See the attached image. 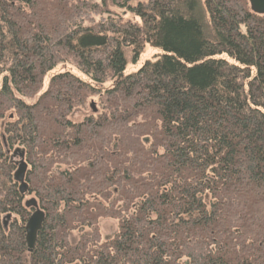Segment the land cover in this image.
Instances as JSON below:
<instances>
[{"label":"trees","instance_id":"16d2710c","mask_svg":"<svg viewBox=\"0 0 264 264\" xmlns=\"http://www.w3.org/2000/svg\"><path fill=\"white\" fill-rule=\"evenodd\" d=\"M0 264H264V16L247 0H0Z\"/></svg>","mask_w":264,"mask_h":264},{"label":"rangeland","instance_id":"374dc122","mask_svg":"<svg viewBox=\"0 0 264 264\" xmlns=\"http://www.w3.org/2000/svg\"><path fill=\"white\" fill-rule=\"evenodd\" d=\"M159 51L155 48H151L149 46H146L143 53L141 54V56L139 57L137 63L133 64L131 62V56L129 53V50H127L125 52V57L127 60V65H126V69L124 71V75H128L131 73L136 72V70L138 68H140V66L146 61V60H152L155 56V54H157ZM58 70V69H57ZM70 70V69H69ZM73 73L77 74L75 72V70H72ZM51 76L48 75L45 79V83H44V88L46 87L47 81L49 79V77ZM81 78L84 79L83 76L80 75ZM108 85H105V88ZM93 101V103H92ZM96 103H97V98L96 97H92L89 99V101L84 105L83 108H78L76 110H74V112L72 113V115L70 116V120L73 122H78L80 121L84 116L90 114L91 112H93V107H96ZM27 199H29V197H27ZM25 199V200H27ZM2 223V221H1ZM99 228H100V232L103 238L105 237H109L111 235H113L116 230H117V222L111 219H102L99 223Z\"/></svg>","mask_w":264,"mask_h":264},{"label":"water","instance_id":"95a60500","mask_svg":"<svg viewBox=\"0 0 264 264\" xmlns=\"http://www.w3.org/2000/svg\"><path fill=\"white\" fill-rule=\"evenodd\" d=\"M250 10L252 13L264 16V0H247ZM16 152L14 153V155ZM19 158L21 159L19 167L14 173V180L19 183L20 192L23 193L26 190V185L24 183V174L26 170L25 164L22 162L23 154H19ZM25 207H33L35 208V212L32 214L30 219L28 220L25 230H26V243L28 250L31 251L34 248L37 233L43 223L44 214L39 209H37V204L35 200L30 199L25 202Z\"/></svg>","mask_w":264,"mask_h":264},{"label":"bare ground","instance_id":"6f19581e","mask_svg":"<svg viewBox=\"0 0 264 264\" xmlns=\"http://www.w3.org/2000/svg\"><path fill=\"white\" fill-rule=\"evenodd\" d=\"M251 11V10H250ZM259 16V15H258ZM26 191V190H25ZM24 191V192H25ZM23 192V193H24ZM27 208H29V209H33V212L31 213V215L29 216V218H28V220L30 219V217L32 216V214L35 212V208H33V207H27ZM38 209V208H37ZM41 211V210H40ZM42 212V211H41ZM28 220H27V222H28ZM27 222H26V224H27ZM26 224H25V227H26ZM25 241H26V230H25ZM26 246H27V243H26ZM28 248V247H27Z\"/></svg>","mask_w":264,"mask_h":264}]
</instances>
